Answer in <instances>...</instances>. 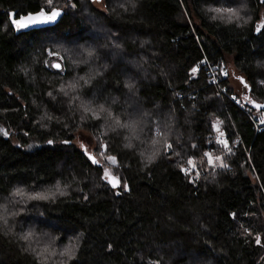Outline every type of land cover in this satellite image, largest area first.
Listing matches in <instances>:
<instances>
[{
  "label": "trees",
  "instance_id": "trees-1",
  "mask_svg": "<svg viewBox=\"0 0 264 264\" xmlns=\"http://www.w3.org/2000/svg\"><path fill=\"white\" fill-rule=\"evenodd\" d=\"M0 124V264H264V0H0Z\"/></svg>",
  "mask_w": 264,
  "mask_h": 264
},
{
  "label": "snow or ice",
  "instance_id": "snow-or-ice-1",
  "mask_svg": "<svg viewBox=\"0 0 264 264\" xmlns=\"http://www.w3.org/2000/svg\"><path fill=\"white\" fill-rule=\"evenodd\" d=\"M51 2H52V0H49V3H51ZM215 11H217V12L227 11L229 13H232V16H236L237 15L235 10L230 9V8L229 9H215ZM60 15H61V11L58 10V9H53L50 14H48V13H46L44 11H41V13L38 16H31L30 15L28 17H21L20 20H13V23L16 25V27L18 29H23V28H27V27H29L31 25L46 24V23L53 22ZM232 16L229 17L230 20L232 19ZM92 54H93L92 52L88 53L89 56H91ZM53 66L56 67V68L60 67L59 64H55ZM196 71H197L196 68L192 69L193 73H195ZM225 75H226V73H225ZM81 79H83V78H81ZM89 82H90L89 80H85V83H89ZM68 87L71 90H76L77 84L76 83H72ZM129 87H131V85H129ZM61 91L64 92V94L66 96L69 94L68 91H66L64 88H61ZM49 95H51V93H49ZM76 99H79V97H76ZM255 106L257 108L261 107L260 105H255ZM85 110L87 111V109H85ZM101 111H103V107H101ZM220 123H222V122H217L215 125H213V127L216 128L217 131H219ZM116 124H117L118 127L132 128V125H130V124H120L119 120L116 121ZM6 134L7 133H5V135ZM222 137H224V133L220 132L219 136L217 137V142L219 144H221L228 152H231V148L229 147L228 141L226 139H222ZM126 147H132L131 143L126 145ZM171 147H172L171 144H167L165 146V150L170 149ZM154 155L155 154H153V156L149 157V160L153 159ZM205 156L207 157V162H208V164L210 166H216V161H221V157H219V156L213 157L210 153H205ZM90 159H92L94 163H98V161H96L94 157H90ZM108 160L112 164L116 163V158L115 157H108ZM187 163L189 165V168L182 169L185 172H189L193 168L196 167L195 162L191 158L187 161ZM219 166L220 167H227V165H224L223 163H221ZM104 175H105V178L108 180V182L113 185V187H116L120 183L119 179L117 177L113 176L111 174V172L109 171V169H105ZM124 187L127 188V185H124ZM17 194L18 195H22L23 194L22 190H17ZM37 198H46V197H37ZM0 219H4V217L2 215H0ZM5 222H7V221L5 220ZM30 235L31 234L29 233L28 236L24 237V239H28L30 237ZM256 242H257V244L261 243L260 237H257ZM65 252L69 255V258H71V256L74 255V246H70L68 249L65 250Z\"/></svg>",
  "mask_w": 264,
  "mask_h": 264
},
{
  "label": "built area",
  "instance_id": "built-area-1",
  "mask_svg": "<svg viewBox=\"0 0 264 264\" xmlns=\"http://www.w3.org/2000/svg\"><path fill=\"white\" fill-rule=\"evenodd\" d=\"M202 65L205 66V72H206L205 77H207V82L217 87L218 90H220L224 95H226L230 100H232V103H234L239 108L244 110L247 113L250 120L253 122L256 130H259V124L261 123V120L260 119L256 120L255 116L248 112L241 98L234 91L231 92L228 90V87L225 84L228 78V70H227L225 62L220 61L217 64H211L207 59H205L202 62ZM220 132L222 131L221 130L217 131L214 135V140L216 142H217V137L219 136ZM222 139H226L228 141L225 134H224V137H222ZM186 168H189V165L186 166Z\"/></svg>",
  "mask_w": 264,
  "mask_h": 264
},
{
  "label": "rangeland",
  "instance_id": "rangeland-1",
  "mask_svg": "<svg viewBox=\"0 0 264 264\" xmlns=\"http://www.w3.org/2000/svg\"><path fill=\"white\" fill-rule=\"evenodd\" d=\"M96 4L98 5V6H102V2L101 1H98V2H96ZM54 60H57V59H54ZM53 60V61H54ZM198 67H196V69H197ZM192 74H194L193 72H192ZM232 80H233V83H234V86H236L237 88H238V85H239V81H240V74L238 73V71L237 70H235L233 67H232ZM217 122H219L218 120H215L214 121V125L217 123ZM220 129H221V125H220V127H219V131H220ZM215 131L217 132V130H216V128H215ZM5 133H7V130H6V128H5V125H3V124H0V134H5ZM75 136V138H74V143L79 147V148H81V149H83L87 154H93V152H94V139H93V137H92V135L87 131V130H85V129H82V130H80V131H78L77 133H76V135H74ZM40 143H41V141L40 140H38V139H32V140H30V142H29V144H28V148H35V147H37V146H39L40 145ZM213 157H216V156H214L212 153H210ZM207 158V157H206ZM100 159L102 160L103 158L102 157H100ZM195 162V161H194ZM109 163H111L110 161H109ZM221 164V161H216V166H219Z\"/></svg>",
  "mask_w": 264,
  "mask_h": 264
},
{
  "label": "water",
  "instance_id": "water-1",
  "mask_svg": "<svg viewBox=\"0 0 264 264\" xmlns=\"http://www.w3.org/2000/svg\"><path fill=\"white\" fill-rule=\"evenodd\" d=\"M39 15V14H38ZM38 15H36V16H38ZM36 25H41V24H36ZM256 32V34L259 32V30H256L255 31ZM55 64H59L60 65V67L59 68H56V67H54L53 65H55ZM52 67L54 68V69H58V70H60L61 69V67H62V63H61V61H59V60H54L53 62H52ZM118 186V185H117ZM116 186V187H117ZM115 187V188H116Z\"/></svg>",
  "mask_w": 264,
  "mask_h": 264
}]
</instances>
